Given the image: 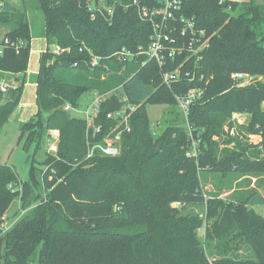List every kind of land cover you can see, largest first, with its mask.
<instances>
[{"label": "trees", "instance_id": "obj_1", "mask_svg": "<svg viewBox=\"0 0 264 264\" xmlns=\"http://www.w3.org/2000/svg\"><path fill=\"white\" fill-rule=\"evenodd\" d=\"M1 1L0 25L8 26L3 38L9 43L0 55V73L21 76L0 91V133L22 95L31 49L26 6ZM92 1L101 0H36L48 48L36 75L38 110L18 124L15 141L31 170L41 140L51 133L56 151L44 161L43 194L32 183L19 182L14 165L0 160V264H264V214L255 209L264 207V196L257 190L233 199L206 193L199 174L204 167L264 173V81L257 79L264 77V0H183L181 13L208 36L197 70L209 81L170 88L161 84L155 63L140 66L139 57L122 68L108 57L121 46L136 51L148 43L151 27L132 0H102L113 9L110 21L104 13L91 18ZM88 49L100 58L94 67ZM232 72L248 73L255 81L237 87ZM197 86L205 91L188 115L201 140L194 157L187 155L189 134L175 95ZM113 90L100 103L97 122L104 134L112 125L106 114L122 105L124 94L139 104L130 131L122 135L117 155L86 159L85 122L63 107H76L85 92ZM154 104L168 108L155 124L147 111ZM234 112L250 115L245 129L259 132L261 142L253 147L231 138L233 146L221 149L219 157L213 136L223 134L226 117ZM16 197L22 212L5 229L6 211ZM198 204L204 205V216L184 213ZM244 245L251 257L239 256Z\"/></svg>", "mask_w": 264, "mask_h": 264}, {"label": "built area", "instance_id": "obj_2", "mask_svg": "<svg viewBox=\"0 0 264 264\" xmlns=\"http://www.w3.org/2000/svg\"><path fill=\"white\" fill-rule=\"evenodd\" d=\"M225 0H220L219 3ZM183 0H155L151 5L141 3L139 0H132L131 6L136 10L138 17L148 23L151 27L146 46H140L136 51L127 46H121L110 56L123 67L128 62L143 57L140 66L153 62L157 65L160 73L161 84L171 87L173 84H180L183 81H204L206 85L209 81L204 73L198 72L197 65L203 57L204 51L208 48V36L204 29L198 28L193 19L184 16L181 13ZM2 1L0 0V9ZM87 10L91 18H95L97 13H104L108 21L113 15L112 8H106L103 1L98 3L92 1L88 4ZM9 43L8 38H3L0 42V55L3 47ZM91 54L90 66L98 64L100 58ZM60 52L59 47L54 51ZM77 62L73 63L76 66ZM231 78L234 85L242 87L250 85L255 81L254 77L244 72H232ZM11 87L5 79L0 80V91L3 93ZM205 86L190 87L183 93L175 95L177 109L184 119L185 126L189 134V152L187 155L197 156L199 144L201 142L199 134L193 132V127L188 121V115L192 105L203 98ZM114 92L98 93L91 91V100L82 111V117L85 122V141H86V159H91L95 155L115 156L120 152V140L124 133L130 131V118L139 104L129 102L124 94L119 95L122 105L106 114V118L112 121V125L103 134V126L97 122L100 103ZM65 110L72 107L65 104ZM154 133V132H153ZM51 151H56V145L50 146ZM4 224V223H3ZM3 226V225H2ZM3 228L7 229L5 225Z\"/></svg>", "mask_w": 264, "mask_h": 264}, {"label": "rangeland", "instance_id": "obj_3", "mask_svg": "<svg viewBox=\"0 0 264 264\" xmlns=\"http://www.w3.org/2000/svg\"><path fill=\"white\" fill-rule=\"evenodd\" d=\"M12 4H14L17 8H23L24 5L27 8V12H29V21L30 24L35 27V29L40 28V24L43 23L42 14L36 8V0H8ZM233 1H244V0H233ZM257 3H262L263 0H254ZM43 25V24H42ZM8 30L7 25H0V41L3 39L4 33ZM34 33V31H33ZM32 37V36H31ZM57 47H51L54 52ZM31 50V49H30ZM4 75L0 77L1 79H5L10 83V85L15 86L16 81L14 80V76L10 74H1ZM258 80L261 82L264 81L263 76H258ZM91 93L85 92L81 95L80 99L76 107L71 108L69 110L70 114L75 117H82V111L85 106L91 100ZM264 105V104H263ZM167 106L165 105H149L147 107L148 115L153 124L158 123L159 120H162L165 116V112L167 110ZM46 112H42V115L45 116ZM21 121H11L9 124L4 126L6 143L10 145V163L14 165V168L17 172L19 182H30L33 184V188L35 192L43 194V184H42V170L44 169V161L48 153H54L51 151L50 146L52 144L56 145L57 139L54 134L51 133V136L43 138L39 144L37 151L34 154V162L33 169L31 170L32 162H26L27 153L22 150L20 146L16 144V135L18 124ZM8 123V122H7ZM250 123V115L242 114L238 112L232 113L230 116L226 117V120L223 124L222 135L221 136H213L215 141L219 143V157L222 155L221 149L230 148L234 143L227 142V140L231 138H235L241 143L249 146H257L261 142V135L259 132L248 131L245 129ZM225 141V142H224ZM190 150V149H189ZM187 151V153L189 152ZM253 159V158H252ZM200 182L204 192H216L219 194V197L222 198H237L238 196H244L247 193L257 190L264 196V173L262 172H254V171H216L210 167H204L200 171ZM20 184V183H19ZM18 184V185H19ZM19 199L16 197L6 211V227H10L14 221L19 217L22 210L19 207ZM174 206H179V204L174 203ZM256 210H262V214H264L263 206H256ZM184 213H198L200 216H204V205L198 204L193 206H187L185 208ZM5 222V220H4ZM7 227V228H8ZM204 232V227L198 229V234L202 237ZM209 258L212 260V255L210 249L205 247ZM252 252L251 249L244 245L241 247L239 252V256L241 257H251Z\"/></svg>", "mask_w": 264, "mask_h": 264}, {"label": "crops", "instance_id": "obj_4", "mask_svg": "<svg viewBox=\"0 0 264 264\" xmlns=\"http://www.w3.org/2000/svg\"><path fill=\"white\" fill-rule=\"evenodd\" d=\"M29 12L28 21H29ZM42 14V13H41ZM43 20V16H42ZM43 24V25H42ZM39 29H35L33 25L30 24L29 28L31 32V50L29 54L28 66L26 73L24 74L26 82L24 84L23 92L20 97L18 105L15 107L11 115L9 116L8 123L11 121H26L32 115L36 114L38 108L36 104V75L39 70V58L40 54L44 52L47 48V41L44 35V22L41 23ZM34 31V33H33ZM15 78L21 76V74H14ZM6 124V125H7ZM5 125V126H6ZM4 128L0 133V160L4 162L10 161V145L6 143L5 131ZM10 163V162H9ZM6 218V215H5ZM6 227V219L3 224ZM8 227V226H7ZM6 227V228H7Z\"/></svg>", "mask_w": 264, "mask_h": 264}]
</instances>
